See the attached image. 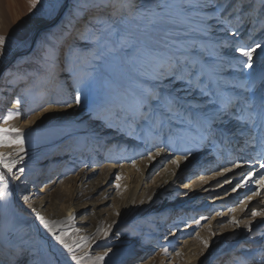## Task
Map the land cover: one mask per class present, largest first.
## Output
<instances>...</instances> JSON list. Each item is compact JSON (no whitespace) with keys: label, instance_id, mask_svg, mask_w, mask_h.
<instances>
[{"label":"rangeland","instance_id":"rangeland-1","mask_svg":"<svg viewBox=\"0 0 264 264\" xmlns=\"http://www.w3.org/2000/svg\"><path fill=\"white\" fill-rule=\"evenodd\" d=\"M253 1L238 0L244 6L242 11L229 17L234 24L236 15L243 18L240 30L246 24L245 19L248 22L249 13H256L258 18L263 13L264 0H261L259 7L256 5L258 8L248 12L250 8L246 7ZM225 2L231 4L237 0ZM9 3L16 4L17 9L10 10ZM74 3L75 0H68V7L62 15L49 17L31 9L29 0H0V35L8 38L6 54L0 57V86L11 84L16 71L27 69L21 76L22 82H17L16 88L10 93L15 101L26 95L24 91L28 89V95L35 98L32 107L24 113V121L28 125L25 132H22L24 151L45 147L66 132L53 124L45 125L49 120L52 121L51 106L61 99L69 101L72 98L73 92L79 87L76 83L78 76L88 71L95 76L93 87L83 106L74 105L66 114V118L73 117L67 130L71 140L57 152L48 155L42 153L39 157L30 158L28 165L23 167V174L18 170L14 171L16 176L21 178L24 175V178L18 183L19 179L8 177L7 195L10 201L15 197L13 189L18 183L21 189H28L25 196H33L32 207L39 208L46 220H49L52 213L68 216L69 219V214L73 217L79 209L77 221L81 223V230L77 236L78 239L86 237L87 244L78 247L76 253H87L94 257L111 248L112 251L99 264H108L111 260L112 264H140L142 260L146 264H246V261L248 264H259L258 253L264 249V217L253 220L251 211L264 210V189L260 190L261 195L253 197L247 203L244 211H241L240 202L246 196H251L252 190L257 189L258 185L248 184L232 191L249 169L259 170L256 163L260 159L257 155L259 147H245L235 141L217 142L209 152L198 154L196 160L185 168L180 175L182 178L179 180V189L171 187L168 190L170 194L165 189L157 198L158 204L143 207L152 193L157 194L162 188L169 170L178 167L172 160L182 157L187 145L170 135L166 128L150 130L137 126L129 118L127 106L138 80L128 61L110 56L102 61H92L93 53L80 47L72 26L64 25L69 21L68 18L64 21L66 12L72 10ZM26 14L29 20L26 32L18 40L15 36L21 30L18 20L21 19L20 15ZM259 19L260 23L251 27L252 33L245 39L248 43L256 41L264 44V15ZM62 20L64 22L61 25ZM34 21H38L41 26L38 30ZM229 27L236 30L232 25ZM70 32L72 35H69ZM41 41L43 43L39 54L46 49L45 45L54 48L62 46L63 63L58 61L59 74L55 76L51 89L36 98L39 78L47 73V69L37 66L27 57L37 56L31 49ZM225 54L227 55V51ZM85 57L92 63V67L86 63ZM254 58L257 59L259 72V59ZM248 71L239 67L225 69L224 78L230 82V91L231 85L246 79ZM4 115L7 113L0 119ZM85 128H89L92 133L96 131L100 136V148L94 152L90 150L96 148L97 140L92 142L90 148L88 145H78L79 138H73L74 133ZM108 130L114 132V137L120 136L121 140L115 141L114 137L111 138L113 134L107 136ZM8 135L12 138L16 136L15 133ZM231 145L232 152L227 154L225 147ZM17 148L16 145L0 147V152L11 149L12 153H16ZM76 151L78 153L73 158L71 155ZM92 154L94 158H91L96 159L95 162L90 160ZM149 154L152 159H149ZM61 155L64 158L60 160L58 156ZM234 162L245 166L233 168V171L223 176L217 175L223 168L232 167ZM181 163L185 165L183 159L180 160ZM0 171L5 170L0 167ZM259 172L264 174V170ZM117 184L120 185L119 188L116 187ZM191 185H195V188L192 189ZM47 186L50 188L46 189ZM78 190L81 191L79 195ZM232 209L235 211H231ZM233 217L240 221L239 225L231 223ZM132 219L138 221L132 224ZM129 220L130 225L123 226ZM249 221H252L253 226L251 233L246 228ZM30 228L34 234L38 231L42 240L37 248L40 264H76L70 259L71 254L53 239L47 229H42V224L41 228L38 225ZM104 230H110V236L106 239ZM65 238L68 240V235ZM205 240L210 245L207 249L202 242ZM93 241L97 242L95 247L92 246ZM0 247H3L0 251L2 264H28L31 260L32 250L21 247L15 253L24 249V255L18 257L15 254L16 259L9 263L10 258H3V255L12 254V251L4 248L1 238ZM251 254H257L256 259L249 261ZM88 256L85 257V264H93Z\"/></svg>","mask_w":264,"mask_h":264},{"label":"snow or ice","instance_id":"snow-or-ice-1","mask_svg":"<svg viewBox=\"0 0 264 264\" xmlns=\"http://www.w3.org/2000/svg\"><path fill=\"white\" fill-rule=\"evenodd\" d=\"M29 3L31 9L49 17L62 15L68 7V0H29ZM243 7L238 0L231 4L225 0H75L68 13V23L76 33L75 39L80 47L93 53L92 61H102L106 56L128 61L138 80L127 106L129 118L137 126L150 130L166 128L170 135L187 145L182 157L172 160L173 164L179 166L183 159L187 166L217 142L235 141L245 147L258 146L260 159L256 163L259 170H264V162H261L264 161V44L248 43L244 39L240 31L243 22L240 15L235 16V24L229 19ZM230 25L236 30H231ZM7 39L0 35V57L6 54ZM51 55L55 57L52 63H63L62 49L60 56H56L55 50ZM254 57L259 59V72ZM84 59L92 67L87 57ZM236 67L249 71L244 81L231 85L230 91V82L224 78V72ZM94 81L91 71L78 76L76 83L79 87L73 92L71 102H64L65 106H83ZM15 103L19 105L20 101ZM11 119V115L7 116L5 123ZM9 133H15V138ZM13 145L18 146L16 153L0 152V167L5 170L0 171L3 184L0 200L8 194L5 191L9 186L8 177L20 178L13 170L23 157L19 161L11 157L24 152L22 129L0 127V147ZM152 158L149 154V159ZM244 166L234 162L232 167L223 168L217 175L223 176L233 168ZM259 170L249 169L232 188L236 191L248 184L258 185L251 196L240 202L241 211L264 189V174ZM24 171L23 167L18 168L20 174ZM251 216L253 220L264 217V210H253ZM72 218L70 213L69 220ZM37 219L71 254L72 261L85 264L88 254L77 255L76 247L86 246V237L69 243L65 238L66 231L56 233L57 222L46 220L38 213ZM231 223L239 225L240 221L233 217ZM246 228L249 233L253 231L252 221ZM104 235H108V230H104ZM202 242L206 249L209 248L207 240ZM111 251L109 248L102 254L88 256V259L99 264ZM164 251L167 253V249ZM16 255L23 256L24 249ZM256 255L251 254L248 260H255ZM258 255L259 264H264V249Z\"/></svg>","mask_w":264,"mask_h":264},{"label":"bare ground","instance_id":"bare-ground-1","mask_svg":"<svg viewBox=\"0 0 264 264\" xmlns=\"http://www.w3.org/2000/svg\"><path fill=\"white\" fill-rule=\"evenodd\" d=\"M260 2H261V0H254L252 2V4H249L246 7V8H250L248 10V12L254 11L256 8H258ZM15 5H13V3H9V9L10 10L13 9V11H15L17 9ZM256 5H258V7H256ZM263 10H262L263 13L259 16V18H261V16L264 15ZM71 11L72 10L70 9L69 11L66 12L67 17L64 18V16H63L64 21L67 18L70 19L68 13ZM18 14H20L19 11H18ZM20 16H21V19L18 20V25L21 23V26H20L21 30H20V32H17L18 35L17 34L15 35L16 37H18L17 38L18 40L26 32V28H27V24H28V22H27L28 15L26 14V15H20ZM16 17H18V16H16ZM249 17L250 18H249L248 22H247V19H245L244 22L246 24L243 27V29L240 30L243 33L244 39H247L251 35V33H252L250 30L251 27H256L260 23V19L258 17H256V13H254V14L249 13ZM64 21L62 20L60 24L62 25ZM34 22H35L34 26L38 30L41 26L38 24V21H34ZM66 24H69L68 21L64 25L66 26ZM66 28L69 30L68 26ZM64 32H65V30H64ZM62 37H64V35ZM42 43H43V41H41L39 45L35 44V46H33L31 49V50L35 51L34 54L37 55L36 57H34V58H32L31 56L27 57V59H29V61H34L37 64V66L47 69V73L39 78V81H38V84L36 87V91H35V95L37 96L36 98L43 96L45 91H48L51 89L52 84L55 81V76H57L59 74L58 73V71H59L58 61H56L55 63H52V60L55 59V57H53L51 54L55 50L56 56H60L59 50L62 48V46H58L56 48H53V46L45 45L46 49L42 53L39 54L38 51L42 47ZM25 71H27V69H23L19 72L16 71L14 78H13L14 81L11 84H6V85L1 84L2 86H0V117L3 116L4 113H7V115H4V117L0 119V127L20 128V129H22L23 133L25 132V130L27 129V126H28L24 121L25 120L24 119V113L32 107L35 98L30 97L28 95V89H25L24 92L26 95L17 99L20 101L19 105H17L15 103L16 100L14 101V97H12L10 91L13 90L14 88H16L17 82L21 81V79H22L21 76H23V73H25ZM8 101H11V102L8 103ZM65 101H67V99H61V101L56 102L53 106H51L50 116L52 117V121L49 120V122L45 125L51 126V124H53V125L57 126L58 129L65 130L67 132L68 126H69L70 121L73 117L66 118L67 112L71 111L72 107L67 108L65 106V103H64ZM68 102H71V99ZM9 115H11L13 117V119L8 120L7 123H5V118ZM66 132L64 134L60 135L58 137V139L53 141L52 143L46 144L45 147L38 148V149H42L41 151H39L38 149H36V150L35 149H32V150L28 149L27 151L19 153V156L14 157V155H13V157L11 159H16L18 161H19L20 157H23L22 162H19L17 164V167L13 171L18 170V168H20V167H24V166L28 165V162H29L30 158H32V157H35V156L39 157V156H41L40 154H42V153H44V154L46 153L48 155V153L57 152L59 149L62 148V146L64 144H66V142H68V140L69 141L71 140L70 133L69 132L66 133ZM96 133H97L96 131H95V133H92V131H89V128H85L80 132L74 133L75 135L73 136V138H75V137L79 138V144L78 145H81V144H83L84 146L88 145V147H90V148H91L92 142L97 140L96 141L97 143L95 144L96 148L94 149V147H93L90 150V151L94 152L100 148V144L98 143V140H99V142H101L100 141L101 139H99L100 136H98L97 135L98 133L97 134ZM110 134H113V136H111V138H113L114 132L111 130H108L106 135L110 137ZM114 138H115V141L121 140L120 136H117ZM231 147H232V145L225 147V152L227 154L232 152ZM3 150H4V153H9L12 151L11 149H8V150L3 149ZM35 151H38V152L36 153ZM207 152H209V151H207ZM77 153H78V151H76L71 156L74 158ZM227 154H226V156H227ZM219 155H220V153L218 152L217 156H219ZM93 156H94V154H92L90 156V158L91 157L94 158ZM58 158L61 160V158H64V156L61 155V157L58 156ZM58 158H57V160H59ZM92 158L90 160L92 162H95L96 159H92ZM73 161H75V159H73ZM187 166L182 165V163H181V164H179V166L176 169H170L167 177L164 180L162 188L159 189L157 194L152 193V195L150 196V198L147 200L146 204L143 207H148L150 205L154 206V205L158 204L159 201L157 198L159 197V194L162 191L164 192L165 189H167V190H165L166 192H168V190L174 186L176 189H179L180 188L179 187V185H180L179 180L182 178V176L180 177V175H182V173L186 170L185 168ZM23 178H24V175H22L21 178H19L18 183ZM18 183L14 187L15 189H13V194L15 196L13 201H10V199L8 198V195H6L4 200H0V238H1V241L4 242V248L5 249L10 248V252L12 251V254L8 253L5 256L3 255V258H5V257L10 258L9 263H11L10 261L16 259V257H15L16 253L15 252L18 250V248H21V247L22 248H29L32 250L33 253H31L32 254L31 260L28 264H40V260L37 258V251H38L37 248H38V244L40 242H42V240L40 239V235H39L38 231H37V234H34L33 230H31L32 228H30V227H33V225H36V226L38 225L41 228L40 221L37 219V213L42 216V212L39 208L35 209L32 207L31 199L33 198V196L32 195H29L28 197L25 196L28 189H25V190L21 189L20 185H18ZM2 187H3V184L0 182V188H2ZM48 188H50V187L47 186L46 189H48ZM191 188L194 189L195 185H191ZM5 191L7 192V189ZM29 191H30V189H29ZM33 192H34V190H33ZM80 192L81 191H79V190L77 191L78 195ZM168 193L170 194V192H168ZM61 195L63 196L64 194L61 193ZM24 197H27V200H25ZM161 198H162V196H161ZM79 212H80V210L78 209L76 211V214L73 215L74 218L72 220H69L68 216L64 217L63 215H60L57 213H52L51 217L49 218V221L57 222V228L55 230L57 234H60L61 231H68L69 243H72L73 241L79 240L78 236H77V234L81 230V227H80L81 223L79 221H77ZM188 215L190 216V214H188ZM131 221H132V224H134L135 222L138 221V219H132ZM131 221L130 220L127 221L123 226H129ZM154 223L155 222H153V224ZM42 229H43V225H42ZM77 229H79L78 232L76 231ZM21 232H24V233L22 234ZM156 234H157V232H156ZM109 236H110V230H108V235H107V237H105V239L108 238ZM47 237L49 238L50 236L47 235ZM45 241L48 244L47 239ZM96 243H97L96 241H93L92 246L95 247ZM109 244H112V243H109ZM73 246L76 247L75 244H73ZM77 248L78 247H76V249ZM146 248L148 249L149 247H146ZM2 250H3V247H0V251H2ZM112 262H113V260H111L108 264H112ZM139 263L140 264H146V263H144V260L140 261ZM0 264H2V263L0 262Z\"/></svg>","mask_w":264,"mask_h":264}]
</instances>
